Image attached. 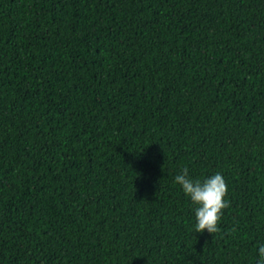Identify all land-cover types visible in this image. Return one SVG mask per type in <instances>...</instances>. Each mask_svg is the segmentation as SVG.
Returning <instances> with one entry per match:
<instances>
[{
	"label": "trees",
	"instance_id": "trees-1",
	"mask_svg": "<svg viewBox=\"0 0 264 264\" xmlns=\"http://www.w3.org/2000/svg\"><path fill=\"white\" fill-rule=\"evenodd\" d=\"M0 264H264V0H0Z\"/></svg>",
	"mask_w": 264,
	"mask_h": 264
}]
</instances>
